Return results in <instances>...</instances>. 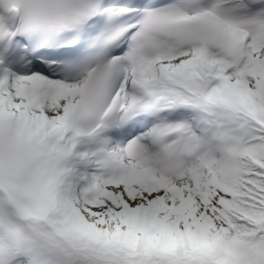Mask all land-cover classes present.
<instances>
[{
	"label": "snow or ice",
	"instance_id": "obj_1",
	"mask_svg": "<svg viewBox=\"0 0 264 264\" xmlns=\"http://www.w3.org/2000/svg\"><path fill=\"white\" fill-rule=\"evenodd\" d=\"M0 264H264V0H0Z\"/></svg>",
	"mask_w": 264,
	"mask_h": 264
}]
</instances>
